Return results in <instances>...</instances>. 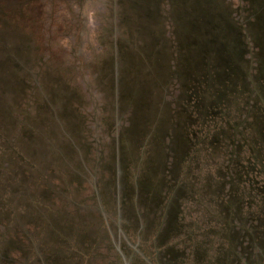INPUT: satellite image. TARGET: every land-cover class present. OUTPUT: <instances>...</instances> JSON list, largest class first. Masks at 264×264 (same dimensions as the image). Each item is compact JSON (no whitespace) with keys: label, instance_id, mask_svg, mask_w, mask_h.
<instances>
[{"label":"rangeland","instance_id":"rangeland-1","mask_svg":"<svg viewBox=\"0 0 264 264\" xmlns=\"http://www.w3.org/2000/svg\"><path fill=\"white\" fill-rule=\"evenodd\" d=\"M0 264H264V0H0Z\"/></svg>","mask_w":264,"mask_h":264},{"label":"trees","instance_id":"trees-1","mask_svg":"<svg viewBox=\"0 0 264 264\" xmlns=\"http://www.w3.org/2000/svg\"><path fill=\"white\" fill-rule=\"evenodd\" d=\"M207 119H208V121H210L209 123L212 122V121H211V120H212V117H208Z\"/></svg>","mask_w":264,"mask_h":264},{"label":"crops","instance_id":"crops-1","mask_svg":"<svg viewBox=\"0 0 264 264\" xmlns=\"http://www.w3.org/2000/svg\"><path fill=\"white\" fill-rule=\"evenodd\" d=\"M194 118L196 119L197 117H194ZM198 121H200V120L197 118V122H198Z\"/></svg>","mask_w":264,"mask_h":264}]
</instances>
